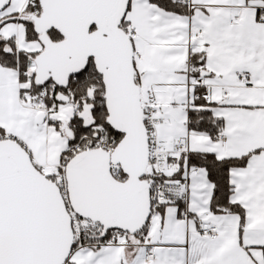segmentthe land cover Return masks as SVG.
Segmentation results:
<instances>
[{
  "label": "snow or ice",
  "instance_id": "snow-or-ice-1",
  "mask_svg": "<svg viewBox=\"0 0 264 264\" xmlns=\"http://www.w3.org/2000/svg\"><path fill=\"white\" fill-rule=\"evenodd\" d=\"M0 264H264V0H0Z\"/></svg>",
  "mask_w": 264,
  "mask_h": 264
}]
</instances>
